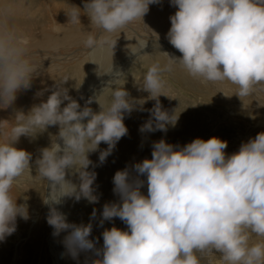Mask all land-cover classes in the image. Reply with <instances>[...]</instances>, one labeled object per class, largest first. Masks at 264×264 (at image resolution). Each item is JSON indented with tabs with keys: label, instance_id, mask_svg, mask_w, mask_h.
<instances>
[{
	"label": "clouds",
	"instance_id": "9594fccd",
	"mask_svg": "<svg viewBox=\"0 0 264 264\" xmlns=\"http://www.w3.org/2000/svg\"><path fill=\"white\" fill-rule=\"evenodd\" d=\"M159 2L84 0L83 13L92 30L83 39V48L93 56L112 54L116 42L105 34L143 21L149 5ZM169 2L176 11L169 17L166 38L182 55L157 51L155 42L151 53L143 52L146 44L142 46L137 55H153L138 84L149 94L147 98H131L119 86L124 73L113 71L112 63L105 72L111 79L83 107L63 87L65 78L55 82L46 100L27 112L14 109L11 119L0 120V241L16 230L17 216L28 219L27 205L18 204L11 195L14 182L30 170L32 161V153L15 147L21 136L35 139L50 126L58 128L57 133H49L48 146L39 149L35 177L47 182V194L42 196L49 207L47 223L53 235L70 229L63 243L75 258L79 251L95 248L88 238L92 225L67 222L56 206L66 197L98 201L89 153L106 143L108 147L99 150L103 163L128 132L125 113L137 105L142 108L145 99L155 104L141 132H166L169 125H175L178 116L163 109L159 101L161 95L169 97L162 74L178 67L204 83L228 81L237 86L235 94L240 98L264 85V0ZM23 4L24 0H0V109L12 105L17 93L29 89L44 70L24 27L16 23L26 12ZM81 11L72 6L68 22L81 24ZM153 33L158 41L159 35ZM156 53H163L166 60L161 62ZM108 90L110 100L104 96ZM93 101L99 111L89 106ZM226 147L227 141L218 137L195 138L182 147L160 139L152 144L151 159L133 165L136 179H129L127 168L116 171L113 192L120 199L103 205L101 224L118 217L127 229L113 226L102 232V248L95 249L102 259L93 264H200L198 252L214 251L220 253L223 264H264V131L232 154L225 153ZM73 175L79 183L73 182ZM140 175L146 176L147 195L141 192L145 181Z\"/></svg>",
	"mask_w": 264,
	"mask_h": 264
},
{
	"label": "rangeland",
	"instance_id": "374dc122",
	"mask_svg": "<svg viewBox=\"0 0 264 264\" xmlns=\"http://www.w3.org/2000/svg\"><path fill=\"white\" fill-rule=\"evenodd\" d=\"M167 3H170L169 0H167ZM152 5L153 4H151L150 6L152 7ZM72 6L79 7L82 10L80 19L84 17L83 19H87L89 21L88 16L83 13L84 0H24L23 7L26 8V12L27 11L29 12L27 13L25 12L26 17L23 14L19 16L17 18L19 19L17 22L19 23L21 21L20 19H22V21L20 22L21 24L28 21L36 24H40L41 21L43 20L46 21L44 16L50 15L52 12H54L53 9L56 8V11L58 10V12L59 11L64 12V15L63 14L59 15L60 16L59 24L62 26V24L65 22V18L63 16L67 15L71 11ZM37 8H39L42 12H40V10H38ZM28 15L29 17L31 16V18H29ZM162 19H164V16H162ZM67 23L65 22V24ZM73 31H75L74 34L78 33L77 28H75L73 30H70L67 34ZM27 36L30 35L27 34ZM48 36L51 37L50 34ZM55 37L58 38L57 35H55ZM132 48L135 50L140 47L133 46ZM151 59L152 57H150V60ZM151 61L153 62V59ZM75 62L76 61L70 62L71 64L67 63L63 69V72L58 69H55L51 71V73L46 72L45 75L43 74V77H41L42 75L36 76L33 79L32 85L29 89L21 90L20 92L17 93V98L13 104L14 106L13 105L9 106L10 108L8 110V112L10 111L9 113H6L7 108L0 109V119L1 118H3L2 120L11 119L13 116L12 110H14L15 107H16L15 109H23L25 112H27L32 105L38 104L42 100H46L47 96L51 93L52 90H54L55 82H57V80L60 81L61 76H62L61 81L64 80L63 78L67 79V81L63 84V87L67 88L69 91V95L73 99L77 100L78 103L83 107L85 105V102L91 96V94L100 93L99 91L101 90L99 89L100 88L102 89V86L103 87L105 86L106 82L111 79L110 77L111 75L97 73L99 71L97 72L94 71V73L92 72L89 76L90 85L88 84V87L87 88L85 87V91L87 93L84 92L81 97L78 96L77 98V90L74 91V88L76 86L70 83L72 77L70 76V72H69V67L72 66V64H74ZM146 67H149V65H147ZM146 67L142 69L143 73L147 71ZM105 70L107 69L105 68ZM116 70L121 71V68L114 67L113 71ZM131 70L132 69L130 67L126 76L123 77V81L126 82L124 84L125 89L129 92L130 95H134L136 91L133 90L131 87H129L128 86L129 83H127ZM180 71L181 69L177 68L176 71L174 70L171 73L162 74V79L165 81V83L167 82L168 84H170V88L174 90L175 94L177 95V99L174 102V106H172L171 108H172V113L174 112V115L178 116V121L180 123L179 132L181 133V135L175 136V139H171L170 136H168L167 140L169 139L173 140L171 144L176 145L177 147H182L185 144L194 140L195 138H201L207 140L211 137H218L221 140L227 141V147L224 149L225 153L232 154L238 151L240 145L243 142H247L250 138H254L257 133L264 131V123L262 122L263 124L259 125V123L257 122L258 115H256L257 108L254 103V100L249 101L247 108L246 105L241 102L240 97L235 94L238 90L235 84L225 81L226 83L229 84L228 90H222V91L209 90L208 88L210 85L218 86L220 84L217 85V84L204 83L199 79H194L190 76L189 78H187L185 73L181 75V77L184 78L185 80L178 79L174 75L175 72L180 73ZM122 72L124 73L123 69ZM58 73L60 74L57 75ZM95 74L97 75L95 76ZM49 76L51 77V79ZM76 78L80 79L81 74H76ZM47 80L51 83L47 82ZM52 80L55 82L52 83ZM98 82H100L102 85ZM121 82L122 81H119V85ZM48 84H50L51 87ZM95 84L99 87H96ZM44 86L45 89H43ZM113 87H115V85H113ZM72 89L76 93V95L74 92H72ZM39 91H43V95L37 96L36 93ZM108 93H110V90L107 91L106 94ZM214 96L217 97L216 98L217 101H215L216 99ZM64 103L66 104L67 101H65ZM93 105H94L93 103L90 104L91 107ZM61 106L63 107V104ZM247 109L250 110L251 113H242ZM203 119L204 120L206 119L205 122H202ZM57 131L58 128H56V126H50L46 132L42 134H38L35 139L26 136L23 137L21 136L22 137L21 140L19 139L15 143V146L17 148L19 147V149H24L32 153V161H30V170H26L25 173L21 177H19L16 182H14L13 187L11 189V195L13 199L17 198L18 204L27 205L28 219H24L20 216H17L16 230L11 235L7 236L5 240L0 241V264H71L72 263L71 259H73V257L70 255V253L68 252V250L66 249L63 243L64 237L68 234L70 229L66 230L65 235L63 233H59V236L54 235L55 239H53L52 241L50 237L52 233L51 229L53 227L47 223L49 207L48 205L44 204L42 201V196L46 195L48 191L47 182L42 181L39 177H35L37 173H36V166L34 161L40 154L39 149L48 146L50 142L49 133L55 134L57 133ZM151 137L154 139L156 138V135L151 134ZM168 142L170 143L171 141ZM138 148L136 144L132 148V154L134 155L136 154V156L134 157L135 159H132V161L136 160L140 162V160L142 159L141 156L142 153H138L139 152ZM137 157H139L138 158L139 160L137 159ZM145 158L146 157H144V159ZM148 159H151V154L148 156ZM136 176H137L136 171H130L129 173L130 180L136 179L137 178ZM71 178L74 179L73 181H76L77 179L75 175H73ZM139 178L145 181L143 187L141 188V192L147 195L146 176L140 175ZM98 180L101 181V185L99 184L100 181H97V179L94 181V185H93L95 190V195H97L98 197V201L96 203H90L85 198H81L79 201H76L74 198L66 197L63 199L61 204L56 206L59 211H61L62 206H65V210H68L71 207H73V213H74L73 217H69V218L66 217V220L69 223L75 225L91 223V225H95L94 230L91 231V234L88 237L90 240H93L95 243H97L95 241L97 238L96 228L99 223L93 222V220H98L101 217L100 213L105 203L119 202L120 199L119 195L113 192L114 185L112 181L102 180V178H99ZM77 182L79 183V181ZM93 209L96 210L95 216H92ZM112 219L113 220L110 221L104 220L105 224L109 223L108 224L109 226L112 224L111 221H113V223L115 224L117 223L122 225L125 224L118 217H117V221H115V217ZM125 226L126 228L123 230L127 229L126 224ZM103 231L104 230H102V232ZM48 237L50 238V240ZM252 239L256 240L258 238L253 236ZM97 244H95V246ZM95 249H100V248L95 247L94 251ZM83 253H85V250H81L78 252L77 259L74 258L76 260V263L74 264H93V261L97 259H102V255L98 256L96 253H95L96 255L95 254L89 255L88 259L86 260L80 259L82 258V255H85ZM197 256L200 258V264H223V261L220 258V253L215 251L213 253L198 252Z\"/></svg>",
	"mask_w": 264,
	"mask_h": 264
},
{
	"label": "bare ground",
	"instance_id": "6f19581e",
	"mask_svg": "<svg viewBox=\"0 0 264 264\" xmlns=\"http://www.w3.org/2000/svg\"><path fill=\"white\" fill-rule=\"evenodd\" d=\"M53 5H56V4H53ZM37 9L40 10L39 8H37ZM53 10H54V12H52L50 15L44 16L46 21L43 20V21H41L40 24H36L33 22H29V21L21 24L20 22L22 21V19H20L21 20L19 22L20 24L17 22L19 19L16 20V23L23 26L26 34L30 35L28 37H29L30 43H31V45L35 51V58H36L38 63H42V68L44 69L43 70L44 72L42 71L40 74V76L42 75L41 77H43V74L45 75L46 72L51 73V71H53L55 69H58V70L63 72V69L67 63L76 61L74 64H72V66L69 67V72H70V76L72 77V79L70 80V83L76 86L74 88V91L77 90V98H78V96L81 97L83 95V93L86 92L85 87L87 88L88 84L90 85V83H89L90 74L92 72L94 73V71H96V72L99 71L97 73H103L106 75L105 72H107L109 70L112 63H113V68L114 67H120L121 71L123 69L124 76H126V74L129 71V68L131 67L132 70L130 72L127 83H129L128 86L131 87L133 90H135L136 93L134 95L129 94L130 97L137 99V100L142 99V98H147L149 94L146 91L139 89L138 85H136V84H139L140 82H142V77L144 75V73L142 72V69L144 67H146L147 65H149V66L151 65V63H152L151 60L153 59V55H149V54L137 55V53L140 51L142 46L146 44L145 49L142 50L143 52L151 53L154 50L153 44L155 42V43H158V45H159V48L156 49L157 51L167 52L170 56H176V57H179L182 55L177 49H175L169 43V41L166 38V33L168 32V30L170 28L169 17H170V15L174 14L176 11V7L170 5V3H167V0L166 1L160 0L159 3L153 4L152 7L149 5V11L144 15L143 21H137V22L129 25L127 28L123 29L122 31L112 33V34H105V35H108L113 41H115L116 44L114 46V49L112 50V54L106 53L102 57L98 56V55L97 56L90 55L83 48L82 41L85 38V36L88 34V31L92 30L91 26H90V21H88L87 19H83L84 18L83 17L80 19L81 24H72V23L67 21L68 17H67V15H65L63 17L65 18V22L66 23L68 22V23L65 24V22H64L61 26L59 24L60 23V20H59L60 16L59 15H61V14L64 15V12L59 11V12H61V13H59L58 10L56 11V8ZM27 12H29V11H27ZM40 12H42V11L40 10ZM65 14H67V13H65ZM23 15L25 16V13ZM32 16H33V14H32ZM34 16H36V15H34ZM162 16H164V19H162ZM28 17H29V15H28ZM42 17H43V15H42ZM29 18H31V16ZM23 19H25V18H23ZM75 28H77L78 33L74 34L75 31H73V32H70L69 34H67L70 30H73ZM93 31H95V30L93 29ZM153 32H155L159 35L158 41H156L155 38L153 37V35H154ZM49 34L51 37L48 36ZM55 35H57L58 38H56ZM97 35H99V33H97ZM136 44H139V45H136ZM133 46H139L140 48L134 50L132 48ZM155 56L158 57L161 60V62H164L166 60V57L163 53H156ZM150 57H152L151 60H150ZM105 68L107 70H105ZM146 68H148V67H146ZM177 68L175 69V71L177 70ZM184 73L186 74L187 78H189V75L182 69H181L180 73L175 72L174 76L178 79L185 80L184 78L181 77V75ZM59 74L60 73H58L57 75H59ZM62 74H64V73H62ZM76 74H81V78L80 79L76 78ZM96 75L97 74H95V76ZM48 78H46V79H48ZM61 78H62V76L60 77V81H61ZM50 79H51V77H50ZM63 79H65V78H63ZM102 79H103V77H102ZM178 79H176V80H178ZM60 81L57 80V82H60ZM120 81H122V82L120 83L119 86H123L125 88L124 84L126 82L123 81V78ZM47 82H49V81L47 80ZM53 82H55V81L52 80V83ZM100 82H98V83H100ZM49 83H51V82H49ZM68 84H69V81H68ZM214 84H217V85L220 84V85H218V86L210 85L208 89L209 90L222 91V90H228V88H229V84L226 83L225 81L214 83ZM48 85L51 87L50 84H48ZM96 87H99V86L96 85ZM68 88H70V87H68ZM102 88H103V86H102ZM43 89H45V86ZM99 90H101V88ZM74 91L72 89V92H74ZM164 91L169 97L164 96V95L159 96L160 104H161L163 109L167 110L169 113H172L171 107L174 106V102L177 99V95L175 94L174 90H172L170 88V84H168L167 82L165 83ZM140 92H141V94H140ZM106 93H107V91L104 93L105 98L110 100L111 99L110 93H108V94H106ZM75 95H76V93H75ZM93 95L94 94H91V96H93ZM216 98L217 97H215V99ZM240 100L243 104L246 105L247 108H248L249 101L254 100V103H255L256 108H257L256 115H258L257 122L259 123V125L263 124L264 123V85L257 86L256 88H254L253 92L249 96L241 97ZM215 101H217V99ZM92 103L94 105L92 107L90 105L89 106L92 109H94L93 111H99V109H98L99 105L95 101ZM154 104H155V100L145 99V102L142 105V108L140 105H137L136 108H134V110L131 111V113H125L123 122H124L125 126L127 127L128 132L125 136L120 138V140L116 143L115 147L113 148L111 154L106 157V159L103 163H100L99 159H98L99 150L106 149L108 147L106 143L101 142L97 151L89 153V159L93 162V164L89 166V170L95 171L97 181H100L98 179L102 178V180H110L113 182V176H114L115 172L118 170H124L127 168L129 173H130V171H135L133 165L136 162H139L136 160L132 161V159H135L134 157L136 156V154L135 155L132 154V148L135 144H136L137 148L139 147L138 153H142V155H141L142 159L141 160H143L144 157L148 158V156L151 154L152 144L154 141L164 139L167 143H169L168 141H171L170 142V144H171L173 141L171 139H175V136L181 135V133L179 132L180 123H179L178 119H177L174 126L169 125L167 127L166 132L160 131V130L151 131V132H149V131L141 132L140 131L141 125H143L149 119V117H150L149 109H151ZM81 107H82V105H81ZM9 109L10 108L8 107L6 113L10 112V111L8 112ZM1 111H3V110H1ZM4 112H3V114H4ZM12 112H13V110H12ZM242 113H251V112H250V110L247 109V110L243 111ZM2 119L3 118H1L0 120H2ZM203 120H202V122H205L206 119L204 121ZM206 122H208V121H206ZM151 134L156 135V138L153 139L151 137ZM168 136H170L171 139L167 140ZM22 137H20L19 139L21 140ZM137 156H138V154H137ZM138 158L139 157H137V159ZM141 160H140V162H141ZM134 161H136V162H134ZM130 177H132V176H130ZM141 178H139V179H141ZM71 179L74 180L73 178H71ZM77 181H78V179H76V181H73V182L76 183ZM99 184L101 185V181L99 182ZM113 185H111V186H113ZM60 212L65 214V216L68 218L73 217V215H74L73 207H71L68 210H65V206H62ZM100 218L98 220H93V222L99 223L97 228H96L97 238L95 240L99 245L97 243H95V244H97L95 246L96 248H102V245H103L102 230L110 229L113 226H115L121 230L126 228L125 224L122 225V224H119L117 222H116L117 224H115V223H113V221H111L112 224L109 226H108L109 223L105 224V221L101 224V221H99V220H101ZM115 221H117V217H115ZM82 223H84V222H82ZM83 225H87V224H83ZM94 227H95V225H92L91 231L94 230ZM51 230L53 233V228ZM65 232H66V230L64 232L62 231L60 233H63L65 235ZM52 233H51L50 238L53 241V239H55V238H54V235H52ZM57 236H59V235H57ZM50 238H49V240H50ZM56 239H58V238H56ZM95 253L96 252L94 251V249L85 250V253H83L85 255H82V258H80V259L86 260V259H88L89 255H94ZM75 258L77 259V256ZM71 262H72L71 264H74V263H76V260L73 258V259H71Z\"/></svg>",
	"mask_w": 264,
	"mask_h": 264
}]
</instances>
